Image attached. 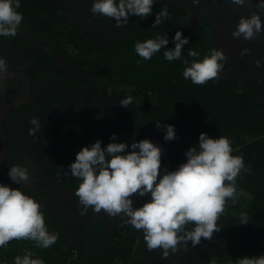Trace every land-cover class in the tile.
Segmentation results:
<instances>
[{
    "label": "flooded vegetation",
    "instance_id": "1",
    "mask_svg": "<svg viewBox=\"0 0 264 264\" xmlns=\"http://www.w3.org/2000/svg\"><path fill=\"white\" fill-rule=\"evenodd\" d=\"M118 2V0H117ZM93 0H20L23 20L15 37L0 36V57L8 72L0 74V185L19 188L40 205L50 233H57L61 254L60 264H209L214 256L225 253L213 241L196 247L182 245L180 251L167 259L161 250L149 252L142 232L126 223L127 217L109 216L89 208L81 214L82 205L75 191L80 181L73 177L69 165L75 162L81 143L92 145L98 131L111 115L125 119L120 100L137 96L148 97L137 85H124L119 91L107 89L111 79V64L97 72L95 50H112L148 40L156 14L165 7L169 19L165 26L170 34L185 36L190 31L209 37L212 48L221 49L227 57L217 80L234 84L238 90L252 93L259 99L260 115L264 118V13L260 14L262 32L252 41L233 38L241 16H250L258 0H246L245 5H230L229 0H154L152 14L147 18L129 16L128 23L115 26L113 18L93 15ZM137 35V36H135ZM201 40V39H200ZM248 52L242 55V50ZM127 49V48H126ZM261 67L257 68L255 61ZM110 61V60H108ZM142 61L136 54V62ZM119 68L120 81L125 80L126 59ZM109 84V83H108ZM28 96L16 106L4 109L19 95ZM143 94V95H141ZM39 118L42 124L36 139L28 134L29 121ZM102 123V124H101ZM70 149L64 148L63 138ZM83 139V140H82ZM82 140V141H81ZM90 147V146H88ZM74 150L75 153L71 154ZM70 152V153H69ZM12 165L29 166L31 182L39 189L15 184L8 175ZM138 208L149 197L133 196ZM211 245L206 252L200 250ZM197 252V254H193ZM116 255V256H115Z\"/></svg>",
    "mask_w": 264,
    "mask_h": 264
},
{
    "label": "clouds",
    "instance_id": "2",
    "mask_svg": "<svg viewBox=\"0 0 264 264\" xmlns=\"http://www.w3.org/2000/svg\"><path fill=\"white\" fill-rule=\"evenodd\" d=\"M200 0H192L193 6ZM154 0H93L90 12L96 16L113 18L115 26L126 25L129 16L147 18L152 14ZM246 0H229L230 5L243 6ZM20 0H0V36L15 37L23 20ZM264 13V0H258L256 10L250 16H241L231 35L252 41L262 32L260 14ZM165 7L156 14L152 27L168 20ZM175 47L163 53L168 61L181 59L183 46L188 44L187 37L176 31L172 37ZM166 35L148 39L135 44L136 54L150 60L168 44ZM248 49L242 50V55ZM195 50L188 56L197 57ZM227 60L224 52L213 48L210 55L202 60H188L183 63V77L195 85H204L216 80L223 70L222 61ZM139 63V61H137ZM261 67L259 60L255 61ZM8 72L5 59L0 57V74ZM132 98L120 100V105L127 108ZM28 134L37 138L42 129L39 118L29 121ZM161 128V124L156 123ZM164 140L176 138L173 125H164ZM116 139L115 133L110 137ZM198 146L190 147L185 153L186 162L173 171L165 170L161 174V147L144 139L139 142L109 143L101 147V141H95L90 147H83L69 165L73 177L80 183L75 191L80 204L81 214L89 208L99 213L103 210L109 216L127 217L128 225L137 232H142L143 241L149 252L161 250L167 259L171 253L180 251L182 245L191 242L192 247L200 245L201 239L211 241L219 218L226 210L228 200L236 202L237 177L241 172L250 171L242 156L232 155L233 148L227 137L209 138L206 133L199 134ZM131 149V151H128ZM138 149V151H137ZM29 166L12 165L8 175L15 184L29 183ZM133 196L149 199L138 208L133 207ZM247 214L241 215V224H246ZM193 225L189 230L188 225ZM57 233H50L45 223L40 205L19 188L0 185V248L6 247L13 240L32 241L38 248H49L56 243ZM33 253L25 250L24 255L16 256L14 264H44L39 258H32ZM238 264H264V255L242 257Z\"/></svg>",
    "mask_w": 264,
    "mask_h": 264
},
{
    "label": "trees",
    "instance_id": "3",
    "mask_svg": "<svg viewBox=\"0 0 264 264\" xmlns=\"http://www.w3.org/2000/svg\"><path fill=\"white\" fill-rule=\"evenodd\" d=\"M173 27V24L170 25L168 34L165 26L153 28L151 25L150 33L144 35L148 39L166 35L169 41L150 60L142 59L137 63L133 44L112 50L110 57L104 50L94 51L95 59L99 61L95 64L97 72L104 71L106 62L111 64L112 80L101 82L107 89L119 91L124 85L138 84L151 95L145 98L132 96V103L125 108V119L111 115L106 124L101 123L100 129L95 131L97 137L92 142L100 140L103 148L112 142L131 144L148 139L162 149L163 174L165 170L173 171L186 162L184 153L190 147L198 146L200 133L214 139L227 137L233 148L232 155L242 156L250 171L241 172L237 177L236 202L228 200L226 210L217 222L220 231L212 236L211 241L225 255L214 256L209 264H238L242 257L264 255V118L260 115L259 99L250 92L234 88V84L225 80H211L204 85L186 80L183 77L186 67L183 61L188 60L187 66H190L194 59L202 60L210 55L212 44L208 36L205 38L190 31L182 36L187 37L189 42L183 46L181 59L168 61L163 53L175 47ZM190 50L199 55L188 56ZM124 58L127 70L125 80L120 81L119 68ZM159 122L161 128L158 129L156 123ZM164 125L174 126V140H164ZM113 133L116 135L114 141L110 139ZM63 140L64 148L70 149L66 137ZM80 146L82 149L91 145L83 141ZM74 150L71 154L75 153ZM242 214L248 216L246 224H241ZM187 227L190 230L193 225ZM207 242L202 238L200 244ZM188 243L191 244L190 241ZM53 245L38 248L32 241L13 240L0 248V264H14V258L18 255L22 257L25 250H30L32 258L42 259L44 264H60L56 257L62 252L57 245Z\"/></svg>",
    "mask_w": 264,
    "mask_h": 264
},
{
    "label": "water",
    "instance_id": "4",
    "mask_svg": "<svg viewBox=\"0 0 264 264\" xmlns=\"http://www.w3.org/2000/svg\"><path fill=\"white\" fill-rule=\"evenodd\" d=\"M22 92L24 94H26V95H19V96L15 97L14 99L10 100L9 103L7 102V104L3 105V108L6 110V109L12 108V107L16 106L17 104H19L22 99H24V98H26L28 96V91L27 90L22 91ZM3 146H4V140H3V135H2V133L0 131V150H1V153H3ZM20 185L26 186V187H30V188L39 189V188H37L35 186L28 185V184H26L24 182H21ZM209 249H211V245L202 247V249L200 251L207 253L209 251ZM193 254L196 255L197 252H195Z\"/></svg>",
    "mask_w": 264,
    "mask_h": 264
}]
</instances>
